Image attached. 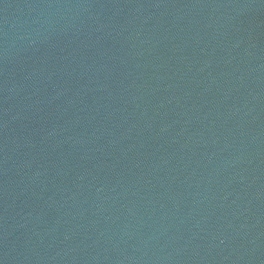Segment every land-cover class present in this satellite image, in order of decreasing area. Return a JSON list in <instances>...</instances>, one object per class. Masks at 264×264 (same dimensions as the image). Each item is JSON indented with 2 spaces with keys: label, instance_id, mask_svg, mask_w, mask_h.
<instances>
[{
  "label": "water",
  "instance_id": "95a60500",
  "mask_svg": "<svg viewBox=\"0 0 264 264\" xmlns=\"http://www.w3.org/2000/svg\"><path fill=\"white\" fill-rule=\"evenodd\" d=\"M0 264H264V91L0 94Z\"/></svg>",
  "mask_w": 264,
  "mask_h": 264
}]
</instances>
